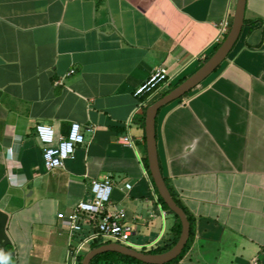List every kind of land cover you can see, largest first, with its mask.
<instances>
[{
    "label": "crops",
    "instance_id": "obj_1",
    "mask_svg": "<svg viewBox=\"0 0 264 264\" xmlns=\"http://www.w3.org/2000/svg\"><path fill=\"white\" fill-rule=\"evenodd\" d=\"M235 1L0 0V264H69L67 250L92 228L82 218L70 238L57 213L104 176L109 208L125 210L128 246L171 241L173 217L143 164L140 110L213 53ZM160 66L168 83L135 96ZM72 121L83 141L45 169L34 126L66 135ZM155 140L161 174L194 225L175 264H264V0L245 1L217 68L160 107Z\"/></svg>",
    "mask_w": 264,
    "mask_h": 264
},
{
    "label": "built area",
    "instance_id": "obj_2",
    "mask_svg": "<svg viewBox=\"0 0 264 264\" xmlns=\"http://www.w3.org/2000/svg\"><path fill=\"white\" fill-rule=\"evenodd\" d=\"M227 31L228 22L224 20L219 26V34H226ZM219 39V37H216L215 41L218 42ZM72 72L73 69L71 68L66 74ZM167 83V70L164 66H160L150 74L144 83L135 89L134 95L150 94ZM34 132L41 143V156L43 165L47 170L62 165L65 159L72 157L74 146L83 141L81 126L76 121L70 123L66 135L56 136L53 127L47 124H36ZM120 141L127 144L132 142L129 134L123 135ZM89 190L90 198L79 200L69 213H57V217L66 221L70 238L75 233L83 230L82 218L90 223L92 228L88 234L82 236L67 250L66 257L69 264H79V256L83 255L88 249L89 243L99 236L111 238L113 241L127 245V239L130 234L129 229L123 225L125 218L124 208L119 206L109 208L112 190L111 178L104 176L101 179H92ZM251 264H256V260L253 259Z\"/></svg>",
    "mask_w": 264,
    "mask_h": 264
},
{
    "label": "water",
    "instance_id": "obj_3",
    "mask_svg": "<svg viewBox=\"0 0 264 264\" xmlns=\"http://www.w3.org/2000/svg\"><path fill=\"white\" fill-rule=\"evenodd\" d=\"M245 1L246 0L235 1L229 29L213 53L204 62H202V64L192 74L171 88L167 93L148 104L144 111L143 128L148 170L158 195L161 197L168 209L177 215L180 220L181 228L176 242L165 251L159 253H146L140 251V249H136L116 241H111L91 249H87L82 255L80 264H89V261L93 256L104 251L119 252L149 264L166 263L176 258L181 253L189 236V221L184 210L173 199L159 168L155 140V117L160 107L179 98L193 88L208 74H210L226 57L241 31Z\"/></svg>",
    "mask_w": 264,
    "mask_h": 264
},
{
    "label": "trees",
    "instance_id": "obj_4",
    "mask_svg": "<svg viewBox=\"0 0 264 264\" xmlns=\"http://www.w3.org/2000/svg\"><path fill=\"white\" fill-rule=\"evenodd\" d=\"M224 36H223V38H224ZM218 45L216 46V48L218 47ZM209 56L205 57L202 62H204ZM179 82H181V80L178 81V82H176L173 85H170L167 89H165L161 93L153 95L148 100V102L144 106L141 107V110H140V118H141V126L142 127H143L144 111H145L146 106L148 104L152 103L153 101H155L156 99H158L159 97H161L162 95H164L165 93H167L171 88H173L174 86H176ZM185 94L186 93H184L182 96H184ZM182 96H180L179 99ZM159 110H160V108L158 109L157 114H158ZM143 164H144V166H145V168L147 170V173L149 175L150 181H151V183L153 185V189H154V192H155V195H156L157 202L160 204V206L164 210L169 211L171 213L172 217H173V223H172V225L170 227V232L172 234V239H171L170 242L165 243L163 245L152 246V247H149V248L142 247L140 249V251H143V252H146V253H159V252H162V251L167 250L168 248H170L176 242V240L178 238V235L180 233V228H181V226H180V220L177 217V215H175L173 212H171L168 209V207L166 206V204L163 202V200L161 199V197L158 195V193H157V191L155 189V186L153 184V181H152V179L150 177V174H149L148 165H147V159H146L145 153H144V156H143ZM164 181L166 183V180L165 179H164ZM166 185H167V183H166ZM167 187H168V189H169V191H170L173 199L175 200V202L186 213L187 219L189 221V236H188V239H187L186 243L184 244V247H183L181 253L176 258H174V259H172V260H170V261H168L166 263H163V264H175L183 256V254L187 251L188 247L191 244V241H192V238H193V234H194V230H193L194 225H193V221H192V218L190 217V215L186 212L185 208L182 206V204L177 199V197L175 196V194L171 191L170 187L168 185H167ZM111 241L112 240L109 239V238L99 236V237L93 239L89 243L88 249H91L93 247H96L98 245H101V244H104V243H108V242H111ZM81 259H82V255L79 256V261H78L79 264H80ZM89 264H149V263H144V262H142L140 260H137V259H135L133 257L127 256V255H124V254H121L119 252H115V251H104V252L98 253L95 256H93L91 258V260L89 261Z\"/></svg>",
    "mask_w": 264,
    "mask_h": 264
},
{
    "label": "rangeland",
    "instance_id": "obj_5",
    "mask_svg": "<svg viewBox=\"0 0 264 264\" xmlns=\"http://www.w3.org/2000/svg\"><path fill=\"white\" fill-rule=\"evenodd\" d=\"M223 38V37H222ZM222 40V39H221ZM109 239H111V238H109ZM105 240V239H104ZM112 241H113V239H111Z\"/></svg>",
    "mask_w": 264,
    "mask_h": 264
}]
</instances>
